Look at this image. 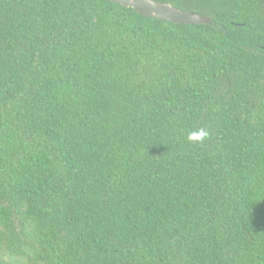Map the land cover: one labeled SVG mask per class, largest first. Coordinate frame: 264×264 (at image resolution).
Masks as SVG:
<instances>
[{
    "label": "trees",
    "instance_id": "obj_1",
    "mask_svg": "<svg viewBox=\"0 0 264 264\" xmlns=\"http://www.w3.org/2000/svg\"><path fill=\"white\" fill-rule=\"evenodd\" d=\"M157 1L0 0V264H264V0Z\"/></svg>",
    "mask_w": 264,
    "mask_h": 264
},
{
    "label": "water",
    "instance_id": "obj_2",
    "mask_svg": "<svg viewBox=\"0 0 264 264\" xmlns=\"http://www.w3.org/2000/svg\"><path fill=\"white\" fill-rule=\"evenodd\" d=\"M125 7L134 8L139 14L149 18L171 21L181 24L211 23L208 16L185 11L167 2L157 0H110Z\"/></svg>",
    "mask_w": 264,
    "mask_h": 264
},
{
    "label": "clouds",
    "instance_id": "obj_3",
    "mask_svg": "<svg viewBox=\"0 0 264 264\" xmlns=\"http://www.w3.org/2000/svg\"><path fill=\"white\" fill-rule=\"evenodd\" d=\"M208 136L209 133L205 129L201 128L197 132L190 133L188 139L190 141L202 143Z\"/></svg>",
    "mask_w": 264,
    "mask_h": 264
}]
</instances>
